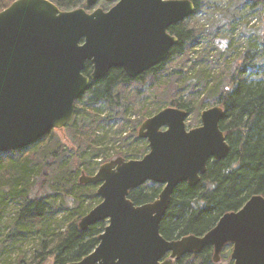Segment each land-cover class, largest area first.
<instances>
[{
  "label": "water",
  "instance_id": "water-1",
  "mask_svg": "<svg viewBox=\"0 0 264 264\" xmlns=\"http://www.w3.org/2000/svg\"><path fill=\"white\" fill-rule=\"evenodd\" d=\"M100 1L114 6L94 9ZM86 8L63 11L50 0H16L0 12L1 154L25 150L68 126L76 102L112 69L136 80L166 63L179 44L170 28L196 13L191 0H86ZM88 63L93 71L86 76ZM225 114L216 105L202 112L199 127L188 129L189 113L167 107L139 129L149 148L143 158L119 157L93 176L83 173L80 183L98 186L102 201L79 229L108 224L97 248L69 264H175L208 247L219 263L229 245L233 264H264L262 196L225 214L203 236L168 241L160 232L176 189L198 186L211 160L229 156L220 129ZM150 182L163 186L158 199L135 205L130 192Z\"/></svg>",
  "mask_w": 264,
  "mask_h": 264
},
{
  "label": "trees",
  "instance_id": "trees-1",
  "mask_svg": "<svg viewBox=\"0 0 264 264\" xmlns=\"http://www.w3.org/2000/svg\"><path fill=\"white\" fill-rule=\"evenodd\" d=\"M15 1L0 0V12ZM50 1L63 11L87 9L86 0ZM191 1L197 14L209 3L217 0ZM237 1L249 6L250 10L264 6V0ZM169 31L179 39V44L172 49L166 63L156 66L136 80H131L123 69H112L105 79L91 84L89 91L76 102L75 117L68 127L72 125L77 129L74 137L85 148L82 153L74 152L76 171L62 168V175L55 182H51L52 161L56 162L59 151L64 147L57 143V150L50 148L55 142L53 132L25 150L0 153V220L10 201H18L21 206L12 230L4 240L5 251L13 248L18 240L25 239L30 231H38L40 234V250L31 264L79 262L97 248L99 236L108 222H101L86 232L79 229V222L89 213L83 209V200L91 198L98 205L101 199L97 196V186L81 184L77 178L81 169L86 175L96 174L91 164L96 157L103 156L104 163L109 159L102 136L95 133L97 126L106 118L102 119L92 105L101 102L109 106L110 110L123 108L122 99L127 103L126 96L130 94L132 84H142L147 76L156 79L176 57L186 56L189 59V53L199 44V37L205 35L203 29L190 28L187 21L173 25ZM231 65L227 73L211 74L203 71L191 77L190 82L195 81L196 86L201 85L203 88V92L198 94L199 97L191 101L183 99L184 88L179 85L183 71L174 70L168 74L170 80L163 85L166 86L164 93L171 106L189 114L206 108L205 100L201 99L203 96L213 98L216 105L224 108L226 114L220 123V129L230 146L229 156L225 160L209 162L207 173L198 186L191 188L183 183L174 192L160 228L161 235L168 241L191 235L203 236L225 214L240 211L253 196L264 197V29L263 35L250 40L245 53ZM92 71V65L88 63L84 74L89 76ZM170 83L177 85L171 87ZM170 89L174 97H171L172 94L168 97ZM140 91L137 89L133 96L137 97ZM80 113L87 118L85 125H81V122L79 125L82 119L79 117ZM198 114L200 115L199 111ZM136 141L146 144L143 139L136 138ZM42 148L43 156L38 157L37 154ZM148 150L147 145L140 152L118 150L116 155L117 158L138 160ZM27 154V157L24 156ZM162 190V185L150 182L132 190L129 199L137 206L152 203L158 199ZM58 211H63L66 228L51 236L49 229L43 228V225ZM2 253L3 250L0 251V256ZM213 255V248L208 247L200 255L187 256L175 264H217L213 262ZM18 263L25 264L22 259H18Z\"/></svg>",
  "mask_w": 264,
  "mask_h": 264
},
{
  "label": "rangeland",
  "instance_id": "rangeland-1",
  "mask_svg": "<svg viewBox=\"0 0 264 264\" xmlns=\"http://www.w3.org/2000/svg\"><path fill=\"white\" fill-rule=\"evenodd\" d=\"M112 6L113 4L109 5L104 1H100L94 9L100 8L107 11ZM94 9L90 12L94 11ZM187 24L192 29H203L205 32V35L199 37V44L189 53V59H186V56L176 57L166 65V70L156 79L147 76V79L142 84H132L129 89L130 94L126 96L128 101L126 103V100L122 99L124 107L119 110H110L109 106L101 102L92 105L102 119L106 118V120L101 121L97 126L95 133L97 136H102L103 138L104 149L107 148L106 155L109 158L108 162L118 157L116 155V151L118 150L123 152H140L145 146L147 147L148 142L146 140V144L144 145V142H137L136 138L140 139L138 132L145 120L153 117L160 110L172 107L164 93L166 86H163L170 80V77H167L168 74L174 70L183 71L179 85H182L184 88L183 99L191 101L197 99L199 97L198 94L203 92L201 85L196 86L195 81H189L191 77L203 71L211 74L229 72L231 64L237 62L249 47V41L263 35L264 6L260 9L250 10L249 6H245L237 0H217L209 3L204 10L197 14L195 13L192 19L187 20ZM176 85L170 83L171 87ZM137 89L141 91L137 97H134L133 93H137ZM172 92L170 89L168 97H170ZM171 97H174V94ZM201 99L205 100L206 108L189 114L186 122L188 129L199 127L201 125L202 112L216 106L213 98L203 96ZM133 103L134 106L132 105ZM79 115L82 118L79 121V125L80 122L81 125H85L88 122L87 118L84 117L83 113ZM143 118H145L144 121L142 120ZM122 127H124V130H122ZM75 130L77 129L71 125L69 127L66 126L62 130L53 131L55 142H53L50 148L54 147L57 150L59 145L64 147L59 151L60 153L57 156L56 162L52 161L53 167L50 171L51 182L57 180L62 168L63 170L67 168L73 172L76 171L74 152L82 153L81 151L85 148L74 137ZM114 146L117 148L114 149ZM43 149L37 154L38 157L43 156ZM28 155L24 156L27 157ZM91 164L95 168L96 173L100 166L104 164L103 156L96 157L91 161ZM82 174L81 169L77 177L78 180H80ZM67 200H70V198H67ZM98 205L93 203L91 198L83 200V209L89 212ZM20 207L18 201L12 200L9 202L4 214H2L3 217L0 220V251L3 250V253L0 256V264H19L18 259L24 260L25 264H31L35 255L40 250V234L38 231L37 233L30 231L28 232L31 233L30 235L27 233L25 239L18 240L13 248L5 251L4 240L12 230ZM63 216V211H58L53 218L48 219L46 224L43 225V228L47 227L49 229V235H56L66 228L67 222H63ZM231 253L232 246H227L222 252L220 262L217 264H233Z\"/></svg>",
  "mask_w": 264,
  "mask_h": 264
}]
</instances>
